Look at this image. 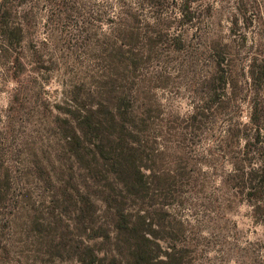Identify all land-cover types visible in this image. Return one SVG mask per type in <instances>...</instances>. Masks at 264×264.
<instances>
[{
  "label": "rangeland",
  "instance_id": "obj_1",
  "mask_svg": "<svg viewBox=\"0 0 264 264\" xmlns=\"http://www.w3.org/2000/svg\"><path fill=\"white\" fill-rule=\"evenodd\" d=\"M113 155L153 253L264 264V0H0V264L110 262Z\"/></svg>",
  "mask_w": 264,
  "mask_h": 264
},
{
  "label": "trees",
  "instance_id": "obj_2",
  "mask_svg": "<svg viewBox=\"0 0 264 264\" xmlns=\"http://www.w3.org/2000/svg\"><path fill=\"white\" fill-rule=\"evenodd\" d=\"M87 121V120H86ZM114 156V155H113ZM115 157L113 166L117 167L113 173V178L117 185L119 195L107 194L103 197L106 223L105 229H102L98 235L104 236L105 242H112L115 249L114 258L107 263V256L99 257L90 250V253L79 255L82 264H184L179 258H174L172 253L167 250L160 251L155 254L149 246L153 240L146 236L143 231L145 225V216L135 214L127 207L128 200H134L143 203L146 199L155 200L156 204H160L159 210L163 212L166 206L164 201L155 199V194L149 195L151 188L159 190L162 179L166 173L151 172L145 173L141 165L136 161L126 160L121 157ZM120 158V159H117ZM260 183L264 186V176L260 177ZM259 183V184H260ZM106 189L107 186L104 185ZM113 191V190H111ZM119 198V200H118ZM158 209H156L157 211ZM87 214H91L87 203H83L81 209L82 222L87 219ZM88 222H90L88 220ZM113 237L111 235V231ZM110 242V243H111ZM157 243V242H156ZM158 244V243H157ZM159 246V244H158ZM165 256V258H162Z\"/></svg>",
  "mask_w": 264,
  "mask_h": 264
}]
</instances>
